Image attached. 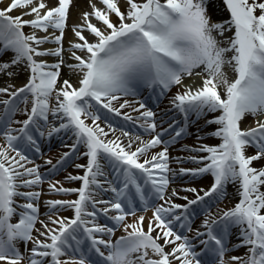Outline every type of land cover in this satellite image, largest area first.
Returning a JSON list of instances; mask_svg holds the SVG:
<instances>
[{
    "label": "snow or ice",
    "instance_id": "1",
    "mask_svg": "<svg viewBox=\"0 0 264 264\" xmlns=\"http://www.w3.org/2000/svg\"><path fill=\"white\" fill-rule=\"evenodd\" d=\"M124 2L122 10L120 0H100L103 7L92 5V12L83 14V24L72 29L77 42L70 45L74 62L67 66L79 74L78 87L67 79L57 87L61 65L66 63L63 41L72 0H56L51 7L45 0H11L0 8V74L11 77L14 73L8 70L21 64L29 73L22 87L11 91L12 86L0 87V139L4 141L0 143V264H202L201 253L210 255L213 264H264V120H255V126L247 129L240 126L246 115H264V0H222L229 18L219 22L208 14L210 0ZM17 9L23 11L11 15ZM92 17L101 26L93 24ZM25 27L32 32L25 33ZM228 32L232 35L226 36ZM46 43L56 47L43 49ZM8 53L11 57L4 61ZM45 56L60 60L49 64L37 59ZM225 66L235 73L234 80L228 78ZM201 68L206 73L201 86L186 87L170 100L184 124L177 129L175 122H169L174 136L168 143L187 133L193 114L200 119L210 113H219L205 123L218 126L211 135L221 142L189 149L207 154L189 158L202 166L177 172L169 166L163 133L156 131V113L142 102L137 108L123 98L136 95L140 85L159 88L164 95L173 85H182L183 77L202 75L194 72ZM97 106L117 116L131 108L139 113L135 119L142 121L145 132L155 135L133 140L122 132L129 137L127 144L119 137L106 139L108 132L97 123ZM17 113L25 118L14 119ZM123 115L125 120L134 119ZM52 118L60 121L58 126ZM45 128L49 137L71 131L72 152L82 145L87 161L75 164L83 175L67 176L80 181L79 188L48 182L50 193H74L77 199L47 200L46 221L40 219L42 192L35 190L44 177L25 151H40L36 134L44 137ZM162 144V150L152 151ZM249 147L254 149L250 155ZM70 155L65 152L56 164L51 159L46 164L56 170ZM169 174H210L213 181L210 188L200 190L203 195L196 188L184 189L195 193V198L184 196L186 203L178 204L171 198L178 195L176 190L166 195ZM229 183L237 186L238 202L216 215L208 212L201 228L194 230L192 206L205 198H223ZM109 192L113 198L104 199ZM150 197L163 203L154 207L145 230V217L136 216V201L147 208ZM61 209H70L73 215H57ZM100 213L123 225L126 235L113 242L115 229L97 221ZM129 215L136 217L134 222H127ZM177 225L193 235L176 231ZM234 228L239 233L232 247H244L246 252L226 260Z\"/></svg>",
    "mask_w": 264,
    "mask_h": 264
},
{
    "label": "bare ground",
    "instance_id": "2",
    "mask_svg": "<svg viewBox=\"0 0 264 264\" xmlns=\"http://www.w3.org/2000/svg\"><path fill=\"white\" fill-rule=\"evenodd\" d=\"M11 0H3V3H0V8H3L7 6ZM45 2L48 5H54L56 3V0H45ZM92 5L93 1L92 0H72V3L70 4L69 7V15H68V20H67V27L65 30V38L63 41V46L65 47H70L72 41L69 39L71 36H74V33L72 31V26L75 25L76 22L81 23L83 21V14L85 12L91 13L92 12ZM224 6V5H223ZM220 7L221 9L223 8L222 12L218 11V8L216 5L212 3V0H210L209 6H208V14L211 17V20L213 22H219V21H224L229 18V13L226 11L225 6ZM126 6H121V9L124 10ZM21 12L19 9L13 11L11 15H19ZM221 13L224 15L222 16ZM94 18V17H93ZM26 19V18H24ZM29 19H32L29 18ZM95 19V18H94ZM113 21H116L115 16H112ZM25 33H31L32 29L29 27H25L24 29ZM228 36L232 35V32L226 33ZM90 35L88 32L86 33V37L92 41L93 37L87 36ZM76 38V37H75ZM219 38V37H218ZM77 41V39H76ZM231 55V54H228ZM70 56V51H64L63 52V58ZM11 57V53H8L7 55L3 56L4 61H8ZM54 58V57H53ZM52 58V59H53ZM56 60L54 63L59 62L60 58L55 57ZM49 64H54L50 62H47ZM48 70H53V69H48ZM199 72H203L202 68L201 69H196ZM194 70V71H196ZM8 71L14 73L13 76L9 77L6 74H0V87H10V91L14 90V88H19L24 86V84L27 82L29 73L28 71L25 70V67L23 64L19 66H13L10 68ZM224 71L226 72L228 78L232 80L230 76V67L225 66ZM60 77H59V82L57 87H60V84L64 80H73L74 81V86L78 87V80H76L75 73H73L67 64H62L61 69H60ZM206 75V73H204ZM195 76V75H194ZM197 76V75H196ZM192 78L193 80V88L199 87L202 84V80L199 77H189ZM184 79V78H183ZM187 81V79H185ZM234 80V79H233ZM185 88L182 85H173L170 90H168L164 95H160V89L155 88L151 89L146 86L140 85L136 88V95L134 96H127L124 97L123 99H128L130 101L135 102V106L138 108L139 103L142 102L145 104V106L148 109H151L156 113L155 121L158 125L157 127V132H162V140L165 141V144L169 148V166L173 170H176L178 172L179 168H188V169H194L197 167L202 166L201 164H198L194 162L193 160L189 159L190 157H201L206 155V153L199 152V151H190L189 149H197L201 145H208V146H216L218 145L221 141L212 136L211 133L216 130L218 127L217 125L214 124H206L205 120L206 119H211L215 115H219V113H210L208 114L207 117H203L200 119H197L195 115L193 114L191 117V123L187 128V133L185 135H182L181 137L177 138L175 143H168L171 140V137L174 136V132L171 129H168V124L169 122H175V127L178 129L180 126H183L184 121L182 114L178 113L174 107L171 105L170 100L171 98L177 93V92H182ZM154 96L153 100L150 99L149 95ZM3 98H7L4 96ZM123 99L120 101L121 103L123 102ZM156 101V102H154ZM115 103V102H114ZM118 107V104L116 105ZM2 107V106H0ZM20 107H24V105H20ZM97 114L100 116V120L97 121V123L100 125V127L104 128L106 132H108V136L106 139H115L116 137H119L121 142L124 144H127L129 141L128 136H123L121 135L122 132H128L129 136H131L134 140L136 136H139L142 140H148L151 139L155 133H149L145 132L144 128L141 127L142 121L136 120L135 117L139 115L137 112H133L131 108H125L121 110V115L117 117L115 113L108 112L106 109L99 108L97 106ZM143 111V109L141 110ZM124 113H128L131 116H133V120H125L124 119ZM25 117L21 113H17V115L14 117V119H19L22 120ZM121 119L120 121L117 120ZM263 116L260 117H253L251 115H246L242 121H248L250 124L249 127L255 126L254 121L257 119L263 120ZM242 121L240 123V126L242 124ZM52 123L55 124L56 126L59 125L60 121L52 118ZM86 123L91 124L90 120H86ZM113 129L115 131H113ZM165 129H168V131H165ZM45 131V136L44 137H39L38 134L37 136V143L39 144V147H46V146H52L53 149H49L48 152L50 153V157H47L45 152V148L42 149L41 152V157L34 161L35 165H39V171L44 177V183L41 184L39 187H37L35 190L41 191L42 196L40 200L38 201L39 207H40V219L42 220H47V214H48V208L45 204V202L49 199H55L57 196H54L52 193L48 191V182H56L57 180H60V183L62 184L63 187L65 188H79L81 186L80 181H73V180H68L67 176L69 174L71 175H83V169H77L75 167L76 163L80 164H86V157L83 156V152L86 150L82 145L78 146V150L76 152H72V145L74 143V136L71 131H61L60 133L53 134L51 137L47 135V128L44 129ZM197 136H200L201 139H197ZM4 141L0 139V143H3ZM165 144H162L158 146L157 149H154L152 151H159L162 150ZM135 147V141L134 145ZM187 146V147H186ZM32 149H25L26 154L31 158L32 156ZM65 152H70L71 155L69 158L62 164V165H57V172L58 174L55 176V178H48L50 174L54 171L52 170V165L46 164V161L51 159L53 164H56L58 160H60L61 156ZM254 152V149L249 147L247 149V154H252ZM176 158H180L181 162H177ZM32 166V165H29ZM255 167H259V163H254ZM170 178V184L169 188L167 190L166 195L171 196L172 190H176L178 193L177 196L171 197L173 202L178 203V204H184L186 203L182 198L184 196H187L189 199H194L195 198V193L187 192L184 191V189L187 188H196L198 191L201 189L207 190L210 188L211 183L213 178L211 177L210 174H203L200 176H192L191 174H186V175H172L169 174ZM200 194L203 195V192L200 191ZM62 196V195H61ZM114 196L113 193H106L103 194L104 199H112ZM73 198L77 199V195L73 194ZM150 199H155V197H151ZM149 199V201H150ZM239 200V196L237 194V186L234 184L229 183L226 186V195L217 200L215 197L211 198H205V202H202L197 206L198 211L200 213L198 216L191 221V227L195 230L198 228H201L203 219L205 215L208 212H211L212 215H216L217 211L219 209H225L227 210L228 208H231L237 203ZM158 203L156 205H159L163 203L162 201H157ZM213 202V203H212ZM137 203L140 205L139 207L144 208V205H141L139 200L137 199ZM153 204H148L147 208L144 210L136 209V216H144L145 221H144V226L145 230L147 227L148 220L152 216V212L154 210L155 206H152ZM193 207V206H192ZM194 209V208H193ZM73 215L72 210H63L61 209V215L59 216H67L71 217ZM101 217L97 219V221L101 224H107L109 227H112L114 221H111L108 217L104 216L102 213L99 214ZM18 217H14L12 222H16ZM127 222L131 223L133 219H136V217H130L128 216ZM51 226V225H50ZM37 228H41L40 224L36 225ZM178 230H180L179 226L177 225ZM238 233L239 229H232L231 236L229 238V248L230 250L226 253L225 259L228 260L232 256H243L246 252V248L240 247V248H234L232 247L235 245L238 240ZM185 234L189 235L190 237L193 235V233L186 232ZM125 231L124 227H119L117 230H114V235H112L110 238L113 242L118 240L121 236H124ZM155 235V233H154ZM106 239L108 237H105ZM162 243V241H161ZM21 252H24V245L20 244L19 245ZM28 248H31L32 245L29 244L27 245ZM167 250V249H166ZM198 252H200V248L198 247L196 249ZM200 259L202 261V264H207V259L208 256H205L203 253H201ZM26 264V262H25Z\"/></svg>",
    "mask_w": 264,
    "mask_h": 264
},
{
    "label": "rangeland",
    "instance_id": "3",
    "mask_svg": "<svg viewBox=\"0 0 264 264\" xmlns=\"http://www.w3.org/2000/svg\"><path fill=\"white\" fill-rule=\"evenodd\" d=\"M93 1V4L96 6V7H98V8H102L103 7V5L100 3V0H92ZM212 3L214 4V5H216V7L218 8V11L219 12H222L223 11V8L221 9L220 7H222L223 6V3H222V0H212ZM52 5H49V7H51ZM120 6H126V4H125V2H124V0H120ZM224 7V6H223ZM19 11L21 12V11H23V10H21V9H19ZM221 15L222 16H224L222 13H221ZM32 16H25L24 18H26V19H29V18H31ZM33 18V17H32ZM112 18V17H111ZM91 22L93 23V24H97V26H101L93 17L91 18ZM81 24H83V22H81V23H78V22H76L75 23V25H73L72 26V29L74 28V27H76L77 25H81ZM50 32L52 31L51 29L49 30ZM86 33H87V31H85L83 34L86 36ZM58 34V33H57ZM37 35L38 36H44L45 35V33H43V32H37ZM226 36H228L227 34H225ZM87 36H90V35H87ZM72 42H77L76 41V39L77 38H75V37H73V36H71L70 38H69ZM56 47V45L55 44H53V43H46V44H44V45H42V48L43 49H49V48H55ZM63 48H64V51H71V47H64L63 46ZM78 54H81L82 55V53H79L78 52ZM54 57V58H53ZM53 58V59H52ZM37 59H40V60H44V61H46V62H50L51 61V63H54L56 60H54L55 59V56H45V57H40V58H37ZM65 61H66V63L65 64H67V63H73L74 61H72L71 60V56H67V57H65V59H64ZM194 72H199V71H194ZM202 73V75H200V76H196V77H199L201 80L203 79V76L205 75L203 72H201ZM195 74H193V76H194ZM230 76H231V78H232V80L233 79H235V73L231 70V68H230ZM76 80H78V78H79V74L78 73H75V77H74ZM190 80L192 81V83L191 84H194L193 83V80H192V78H190ZM70 82L74 85V81L73 80H70ZM263 117H264V115H262ZM118 117V116H117ZM117 120L118 121H120L121 119H118L117 118ZM249 123H248V121H242V124H241V128L242 129H247L248 127H249ZM43 148H45V150H43V152H45V154H46V156L47 157H50V153L48 152V150L49 149H53V147L52 146H46V147H41V149H40V151L39 152H36V151H34L33 153H32V156H31V160H34V161H36V160H38L40 157H41V152H42V149ZM207 155V154H206ZM205 156V155H204ZM58 174V172H57V170H54L51 174H50V176L48 177V178H50V179H52V178H55V176ZM58 181V180H57ZM211 181H213V180H211ZM55 182V181H54ZM59 182V184L60 185H62L61 183H60V180L58 181ZM54 196H57L55 199H67V200H74V198H73V194L74 193H72V194H55V193H52ZM62 195V196H61ZM158 201V199H152V201H149V203L150 204H153L152 206H156V204L158 203L157 202ZM137 207H138V205H137ZM194 208V209H193ZM138 209H140V210H144L145 211V207L144 208H141V207H139ZM192 209H193V212H192V214L193 215H191V219L193 218V216H195L196 215V213L198 212V209H197V206H193L192 207ZM57 215H61V210L59 211V213H57ZM130 217H133V216H131V215H129ZM101 216L100 215H98L97 216V219L98 218H100ZM135 221V219H133V221H131V223L132 222H134ZM112 227H114V229L115 230H117L119 227H123V225H119V226H117V225H115V223L112 225ZM176 231H178V232H186V230H184V229H180V230H178V227H176V229H175ZM126 234V233H125ZM207 264H213V258L209 255L208 256V259H207Z\"/></svg>",
    "mask_w": 264,
    "mask_h": 264
}]
</instances>
